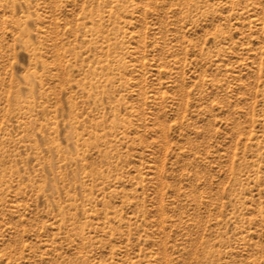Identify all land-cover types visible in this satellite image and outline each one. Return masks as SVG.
<instances>
[{"label":"rangeland","instance_id":"374dc122","mask_svg":"<svg viewBox=\"0 0 264 264\" xmlns=\"http://www.w3.org/2000/svg\"><path fill=\"white\" fill-rule=\"evenodd\" d=\"M0 264H264V0H0Z\"/></svg>","mask_w":264,"mask_h":264}]
</instances>
